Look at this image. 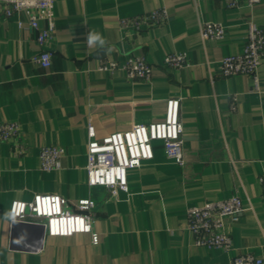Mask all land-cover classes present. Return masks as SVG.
I'll return each mask as SVG.
<instances>
[{"label": "crops", "instance_id": "obj_1", "mask_svg": "<svg viewBox=\"0 0 264 264\" xmlns=\"http://www.w3.org/2000/svg\"><path fill=\"white\" fill-rule=\"evenodd\" d=\"M158 9L168 13L160 24L135 34L120 26ZM54 10L57 33L46 69L37 62L42 47L28 17L0 13V123L20 126L15 139L0 140V264H230L246 252L264 262V64L257 90L248 75L220 74V61L241 53L246 24L264 28V0L253 9L229 8L226 0H55ZM206 22L223 24L225 38H203ZM90 33L104 44L90 46ZM171 53H186L189 67H167ZM128 56L148 61L151 81L99 69L103 60ZM172 98L180 99L184 163L156 142L153 160L129 172L126 190L90 187L88 124L100 140L161 122ZM50 146L64 153L59 169L44 171L40 153ZM39 194L70 204L92 199L99 244L85 233L50 236L43 219L11 223L12 202ZM231 196L244 206L228 225L233 250L196 246L187 209Z\"/></svg>", "mask_w": 264, "mask_h": 264}, {"label": "built area", "instance_id": "obj_2", "mask_svg": "<svg viewBox=\"0 0 264 264\" xmlns=\"http://www.w3.org/2000/svg\"><path fill=\"white\" fill-rule=\"evenodd\" d=\"M229 8L246 6L253 9L263 0H226ZM55 0H0V13L10 18L22 13L28 17L27 28L38 31L37 41L42 47L38 64L42 68L52 65L53 52L48 48L56 33ZM166 9H158L129 19H122L120 26L132 34L141 32L145 27L157 25L167 20ZM40 22L45 27L40 29ZM25 27L24 22L18 23ZM247 39L238 55H229L220 61L222 77L248 75L253 78L254 88L260 86L258 72L264 64V28L254 22H248ZM226 36L223 24L206 22L202 28L205 39L222 40ZM164 64L181 70L189 67L186 53H171ZM104 72L123 71L129 80L151 81L153 67L143 57L128 56L124 62L106 61L100 63ZM236 101V99H234ZM234 101V102H235ZM235 104V103H234ZM235 107V105H233ZM20 126L16 122L0 123V140L10 141L19 134ZM87 183L90 187L102 186L126 190L128 174L139 169L143 163L154 158V143L160 142L165 153L179 165L184 163L183 140L184 126L180 120V99L167 101L165 118L161 122L148 125L135 124L130 130L110 134L98 139L91 123L88 124ZM63 150L58 147H44L40 153L42 169L53 171L60 168ZM264 192V176L260 178ZM74 207V211L69 208ZM95 202L90 198L79 199L70 204L59 195H36L30 202L13 201L7 213L11 223H29L43 219L47 233L53 237H70L77 233L90 234L94 245L100 242L99 235L93 231L91 212ZM244 211L243 201L238 196L208 201L204 205L187 209V230L193 234L195 245L209 249L233 250V239L229 232V223H237ZM3 211L0 209V225ZM230 264H264L263 260L250 252L235 256Z\"/></svg>", "mask_w": 264, "mask_h": 264}, {"label": "clouds", "instance_id": "obj_3", "mask_svg": "<svg viewBox=\"0 0 264 264\" xmlns=\"http://www.w3.org/2000/svg\"><path fill=\"white\" fill-rule=\"evenodd\" d=\"M97 40L100 41L101 45L104 44V40L101 38L100 34H98V33H90L89 34L88 43L90 46L93 45V43Z\"/></svg>", "mask_w": 264, "mask_h": 264}, {"label": "water", "instance_id": "obj_4", "mask_svg": "<svg viewBox=\"0 0 264 264\" xmlns=\"http://www.w3.org/2000/svg\"><path fill=\"white\" fill-rule=\"evenodd\" d=\"M15 224H16V223H15ZM16 225H18V224H16ZM41 227L44 229V226H43V225H42Z\"/></svg>", "mask_w": 264, "mask_h": 264}]
</instances>
